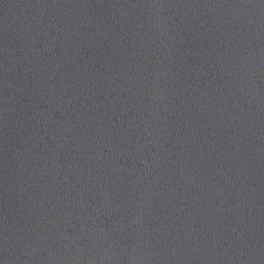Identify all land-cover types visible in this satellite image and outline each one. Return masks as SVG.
Listing matches in <instances>:
<instances>
[{
    "label": "water",
    "instance_id": "obj_1",
    "mask_svg": "<svg viewBox=\"0 0 264 264\" xmlns=\"http://www.w3.org/2000/svg\"><path fill=\"white\" fill-rule=\"evenodd\" d=\"M0 264H264V0H0Z\"/></svg>",
    "mask_w": 264,
    "mask_h": 264
}]
</instances>
